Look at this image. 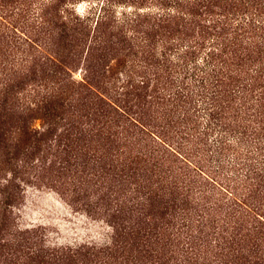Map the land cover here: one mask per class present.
Wrapping results in <instances>:
<instances>
[{"label":"rangeland","instance_id":"374dc122","mask_svg":"<svg viewBox=\"0 0 264 264\" xmlns=\"http://www.w3.org/2000/svg\"><path fill=\"white\" fill-rule=\"evenodd\" d=\"M225 8L226 0H0V264L234 258L249 231L221 216L235 202L264 215V180L246 177V153L260 157L253 142L238 169L216 172L233 194L174 150H193L196 162L193 145L217 138L199 133L205 112L185 116L174 92L197 88L198 67L220 42L212 63L224 60L226 74L211 86L229 102L230 68L243 61L229 59L231 34L215 21ZM257 47L241 39L235 54L256 58ZM260 86L254 95L264 101Z\"/></svg>","mask_w":264,"mask_h":264},{"label":"trees","instance_id":"16d2710c","mask_svg":"<svg viewBox=\"0 0 264 264\" xmlns=\"http://www.w3.org/2000/svg\"><path fill=\"white\" fill-rule=\"evenodd\" d=\"M210 1L198 0L199 3L203 4ZM263 6L264 0H226L225 9L227 11L217 13L218 18L215 21L219 24L221 23L223 28H227L231 34V37H229L231 44L225 43V47L229 46L230 48L229 59L234 58L235 60V58H239L243 61L242 64L238 63L236 69L233 68L234 66L230 68L228 74L229 102H222L220 100V91L217 89L221 81V75L226 74L224 72L226 71L225 66H223L225 62L224 60H219L218 63H216L217 61L212 63L213 59H216V56L219 55L217 52L222 50L220 46L224 45V43L220 42L216 43L217 45L211 46L210 50L206 53L204 61H202L203 63L198 67L201 77L198 80L197 88L191 90L187 86L189 84H187L186 86H180L174 92L175 99L177 98L180 101L179 105H188L185 108V116H189L192 113H196L199 116V113L205 112L207 122L205 127L203 126V129L199 130L200 134L201 132L204 133L203 136L212 132H216L217 134L215 141L209 145L207 144L204 147L201 144L193 145L195 146L193 155L197 157L199 155V159L196 162L190 159V153L193 150L185 152L186 154L176 149L174 150L192 165L195 171L205 174V178L207 177L211 182H214L215 186L217 184L221 189L231 194L233 193L229 189L230 186L223 184L225 180L220 181V178H217L218 174L216 172L222 170L228 164L238 169L237 165L240 162L237 160L243 158L244 149L249 146L250 141L253 142L250 146L255 147L254 150L260 157L256 156L253 158L250 155L251 153H246L251 159L249 163L251 172L246 177L251 184L256 183L260 185L264 180V109H261L264 106V101L261 97L254 95L258 85H261V88L264 86V83H259L264 65L262 67L261 64L252 66L264 54V18L260 17L261 13H264L262 11L264 9ZM249 33L254 34L250 35ZM217 36L218 38L221 37L220 34ZM255 36L258 39L252 40ZM241 39L245 43L252 42L258 45L256 58L251 57L246 52L243 55L242 51L235 54L238 40L241 41ZM248 61L252 62L251 66H248L251 68H246L245 66V63ZM211 64H213L212 67ZM232 64L234 65L235 62ZM211 85H216L217 87L212 88ZM189 97L195 98V103H193L194 101H189ZM252 101H255L254 104H251ZM176 104L174 105L176 106ZM245 114L249 115L246 116ZM199 133L198 138H200ZM191 136L196 141V135L192 134ZM194 141L192 144H195ZM247 151L251 152L252 149L249 148ZM229 152L233 153V157H230V154L228 156ZM212 154H216V157L213 158ZM212 159L217 163L215 166L211 164ZM207 163L211 165L209 164V167L205 170ZM224 177L226 179V176ZM229 179L234 181L235 177L233 180V177L229 176ZM174 182L176 183V181ZM245 183L244 181L242 184L245 186ZM240 201L245 204L244 200L240 199ZM234 204L238 203L235 202ZM233 205L234 212L228 213L226 218L221 216L220 219L225 220L229 226L237 228V230L246 227L249 233L239 235V247H236L237 253L233 259L227 261V264H264V248L262 246L264 242V215L259 214L252 207H249V209L244 207V210H242L240 207H243V205L239 204V207ZM235 234L238 235L239 232ZM221 262L223 263V261Z\"/></svg>","mask_w":264,"mask_h":264}]
</instances>
